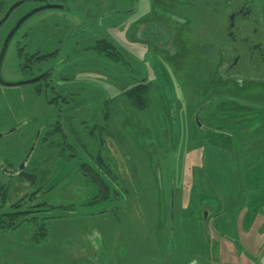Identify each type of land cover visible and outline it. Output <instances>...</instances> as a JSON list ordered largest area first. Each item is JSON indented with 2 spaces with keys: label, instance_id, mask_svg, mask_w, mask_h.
<instances>
[{
  "label": "rangeland",
  "instance_id": "1",
  "mask_svg": "<svg viewBox=\"0 0 264 264\" xmlns=\"http://www.w3.org/2000/svg\"><path fill=\"white\" fill-rule=\"evenodd\" d=\"M20 1L0 0V20ZM47 2L70 10L29 20L43 51L88 9L93 40L106 28L127 53L95 52L84 74L80 62L75 95L0 84L2 163L17 170L35 145L34 182L0 168V264H264V109L248 105L264 106V82L223 78L225 55L209 43L238 0ZM31 8L0 27V52ZM154 21L175 27L170 47L136 36ZM23 64L8 49L3 79L23 78ZM134 78L146 79L142 110ZM208 105L200 121L216 131L195 122Z\"/></svg>",
  "mask_w": 264,
  "mask_h": 264
},
{
  "label": "flooded vegetation",
  "instance_id": "2",
  "mask_svg": "<svg viewBox=\"0 0 264 264\" xmlns=\"http://www.w3.org/2000/svg\"><path fill=\"white\" fill-rule=\"evenodd\" d=\"M20 2H22V4H30L32 8L19 16L7 33L8 36L13 32L8 49L14 46L17 57L24 59V64L20 66V74L23 78L16 79L15 83L36 80L33 84L22 86H32L35 92L38 93L44 91L54 92L56 88H61L65 90L67 95L69 93L70 95H75L72 91V86L79 82L76 76L73 78V74L76 71L74 68L78 66L80 62L85 65L82 71L84 74L88 65H90V62L93 60L95 52L99 53L101 60L104 59V61L107 62H109L114 55H116V57H114L115 59H124L123 53L126 54L127 51L115 42L110 36L108 29L103 28L99 35L100 38L97 39L96 42L93 40L94 31L89 26L93 16H89L88 9L86 10V14H83L86 22H79L77 25L69 24L65 33H63V38L62 34L58 38V31L62 29L59 28V30L50 37V39L56 43L55 49L52 51H43L37 44L36 37L39 32L38 29L43 32L42 28L27 25L29 20L39 12L21 23L18 28L17 25L23 17L33 10L51 3H48L47 0H21ZM256 3L260 4V9L263 13L260 14L256 11ZM60 6H63L60 10H70V8L64 5ZM232 6L233 7L229 8L225 15V21L223 23L222 21L218 23V26L214 29V38L209 42L219 46L221 59L222 55H225L226 64L223 68L219 69V74L223 78L236 80L241 83L247 80L264 82V22L262 20L264 17V6L260 3V0H238V2H235ZM18 7L12 11L8 19ZM134 12L135 10L133 13ZM174 19L173 16L171 20ZM174 35L175 27L164 22L155 21L151 25L147 24L140 27L136 32V36H139L143 41L154 42L156 46L160 48L166 46L170 47V45L174 43ZM111 42L116 45L114 50L116 48L118 49L117 54L115 52V54L112 55V49L110 47ZM62 56L63 59L59 60ZM89 70L90 68L86 73H88ZM83 80L85 79H82L81 84H84ZM133 80L136 85L132 86L131 89L136 86L146 85V79L134 78ZM242 103L248 104L245 102ZM248 105L250 107L264 109V106L261 107L254 104ZM209 106L210 105L199 109L201 110L200 115ZM203 126L204 128H201L202 130L216 131L204 124Z\"/></svg>",
  "mask_w": 264,
  "mask_h": 264
},
{
  "label": "water",
  "instance_id": "3",
  "mask_svg": "<svg viewBox=\"0 0 264 264\" xmlns=\"http://www.w3.org/2000/svg\"><path fill=\"white\" fill-rule=\"evenodd\" d=\"M22 2H18L16 4H14L10 9L9 11L5 14V16L2 18V20H0V27L3 25V23L8 19V17L10 16V14L12 13V11L18 7L19 5H21ZM63 8V6H60V5H55V4H46L45 6L41 7V8H38L36 10H33L32 12H30L29 14H27L25 17H23L21 19V21L18 23L17 25V28L21 25V23H23L24 21H26L27 19H29L30 17H32L33 15H35L36 13L38 12H41V11H44V10H48V9H61ZM16 28V29H17ZM13 36V32L10 33L4 43H3V47H2V50L0 52V84L3 85V86H6V87H14V86H22V85H27V84H33L35 81H24V82H17V83H11V82H6L3 77H2V65H3V62H4V58L6 56V52L8 50V45H9V42L11 40ZM200 113H201V110H199L195 116V122H196V125L197 127L199 128H204L202 122L200 121ZM4 134H0V138L3 137ZM35 148V145L33 146V148L31 149V152L28 156V158H30L33 150ZM28 158L27 160L15 171H9L8 168L5 167V165L2 163L1 159H0V168L5 172V173H8V174H11V175H19L21 172H23L25 169H26V166H27V161H28Z\"/></svg>",
  "mask_w": 264,
  "mask_h": 264
},
{
  "label": "trees",
  "instance_id": "4",
  "mask_svg": "<svg viewBox=\"0 0 264 264\" xmlns=\"http://www.w3.org/2000/svg\"><path fill=\"white\" fill-rule=\"evenodd\" d=\"M116 45L113 44V42H111L110 47H111V53L112 55L118 53V49L116 48L114 50V47ZM114 57H116V55H114ZM111 57L110 60H114L115 58ZM147 91V87L145 85H141V86H136L135 88L131 89L128 92L129 98L132 100V103L135 104L136 107H138L139 109H143L144 108V97ZM19 175H23V178L25 181H29V182H34V176L30 175V174H26L25 171L21 172ZM19 214H17L16 216H18Z\"/></svg>",
  "mask_w": 264,
  "mask_h": 264
},
{
  "label": "crops",
  "instance_id": "5",
  "mask_svg": "<svg viewBox=\"0 0 264 264\" xmlns=\"http://www.w3.org/2000/svg\"><path fill=\"white\" fill-rule=\"evenodd\" d=\"M205 131V130H204Z\"/></svg>",
  "mask_w": 264,
  "mask_h": 264
}]
</instances>
